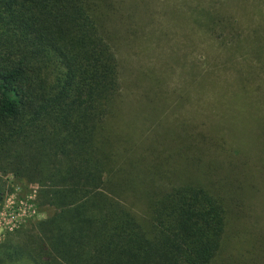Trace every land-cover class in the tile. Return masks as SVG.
<instances>
[{
    "label": "trees",
    "instance_id": "1",
    "mask_svg": "<svg viewBox=\"0 0 264 264\" xmlns=\"http://www.w3.org/2000/svg\"><path fill=\"white\" fill-rule=\"evenodd\" d=\"M105 1L0 0V174L52 209L0 261L257 264L255 245L227 253L233 203L254 183H224L221 156H241L230 135L177 133L165 152L115 124L128 100ZM9 190L0 176V210Z\"/></svg>",
    "mask_w": 264,
    "mask_h": 264
},
{
    "label": "rangeland",
    "instance_id": "2",
    "mask_svg": "<svg viewBox=\"0 0 264 264\" xmlns=\"http://www.w3.org/2000/svg\"><path fill=\"white\" fill-rule=\"evenodd\" d=\"M104 7L128 100L115 124L147 140L143 148L160 144L165 152L183 146L177 133L230 135L241 156H221L224 183L242 186L249 171L254 183L246 187L249 199L233 203L227 253L241 259L255 245L256 262L264 264V0H106ZM0 176L7 195L26 197L39 188L12 173ZM51 214L39 208L13 232L0 225V244L26 239L30 227ZM0 264L32 263L6 258Z\"/></svg>",
    "mask_w": 264,
    "mask_h": 264
},
{
    "label": "built area",
    "instance_id": "3",
    "mask_svg": "<svg viewBox=\"0 0 264 264\" xmlns=\"http://www.w3.org/2000/svg\"><path fill=\"white\" fill-rule=\"evenodd\" d=\"M37 192L38 189L33 188L26 197H17L14 193L5 197L0 210L1 219L4 221L0 222L2 229L7 232L16 231L37 216Z\"/></svg>",
    "mask_w": 264,
    "mask_h": 264
}]
</instances>
